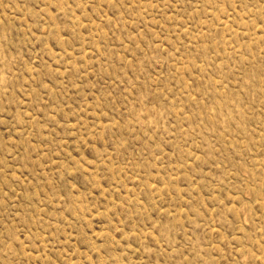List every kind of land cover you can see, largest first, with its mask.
Wrapping results in <instances>:
<instances>
[{
    "label": "rangeland",
    "instance_id": "obj_1",
    "mask_svg": "<svg viewBox=\"0 0 264 264\" xmlns=\"http://www.w3.org/2000/svg\"><path fill=\"white\" fill-rule=\"evenodd\" d=\"M0 264H264V0H0Z\"/></svg>",
    "mask_w": 264,
    "mask_h": 264
}]
</instances>
